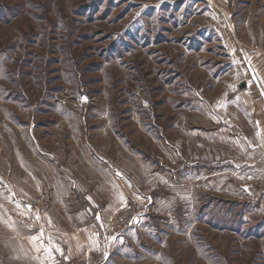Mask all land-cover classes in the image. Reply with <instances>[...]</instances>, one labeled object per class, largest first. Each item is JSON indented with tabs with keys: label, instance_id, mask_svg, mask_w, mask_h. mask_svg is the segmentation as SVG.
Here are the masks:
<instances>
[{
	"label": "rangeland",
	"instance_id": "1",
	"mask_svg": "<svg viewBox=\"0 0 264 264\" xmlns=\"http://www.w3.org/2000/svg\"><path fill=\"white\" fill-rule=\"evenodd\" d=\"M261 56L264 0H0V264H264Z\"/></svg>",
	"mask_w": 264,
	"mask_h": 264
},
{
	"label": "crops",
	"instance_id": "2",
	"mask_svg": "<svg viewBox=\"0 0 264 264\" xmlns=\"http://www.w3.org/2000/svg\"><path fill=\"white\" fill-rule=\"evenodd\" d=\"M250 65H251L252 75L258 78L257 80H259V83L257 84L258 86L260 84L261 87L259 86V88H261V91L264 94V56L253 58L252 62L250 61ZM256 102H255V106H256L257 112L262 113V110L260 107L264 103L263 99L261 97H258L256 99ZM262 126L264 125L262 124Z\"/></svg>",
	"mask_w": 264,
	"mask_h": 264
}]
</instances>
